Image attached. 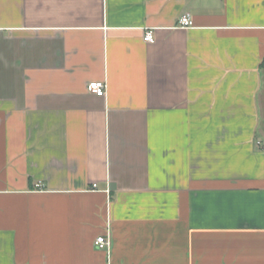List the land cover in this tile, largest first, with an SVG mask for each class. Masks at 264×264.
<instances>
[{
    "label": "crops",
    "instance_id": "1",
    "mask_svg": "<svg viewBox=\"0 0 264 264\" xmlns=\"http://www.w3.org/2000/svg\"><path fill=\"white\" fill-rule=\"evenodd\" d=\"M0 264H264V0H0Z\"/></svg>",
    "mask_w": 264,
    "mask_h": 264
},
{
    "label": "built area",
    "instance_id": "2",
    "mask_svg": "<svg viewBox=\"0 0 264 264\" xmlns=\"http://www.w3.org/2000/svg\"><path fill=\"white\" fill-rule=\"evenodd\" d=\"M179 23L181 27H190L194 24L193 18L190 13H184L179 19ZM144 40L150 43L155 42V34L152 29H148L144 33ZM88 90L90 92L96 93V94H105L106 93V88L107 84L103 80H93L88 83ZM37 187L41 186V183L38 182L36 184ZM98 184L97 182H94L93 188H97ZM95 246L98 249L105 250L110 252L111 247H112V238H111V233H110V226H108V230L104 234H100L96 237L94 241Z\"/></svg>",
    "mask_w": 264,
    "mask_h": 264
}]
</instances>
